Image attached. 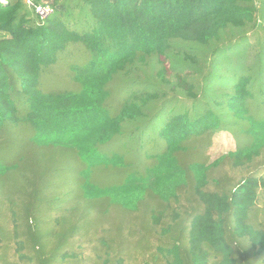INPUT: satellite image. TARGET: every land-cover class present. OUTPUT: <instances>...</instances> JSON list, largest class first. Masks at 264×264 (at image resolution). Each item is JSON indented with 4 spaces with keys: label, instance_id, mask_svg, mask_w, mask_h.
<instances>
[{
    "label": "trees",
    "instance_id": "1",
    "mask_svg": "<svg viewBox=\"0 0 264 264\" xmlns=\"http://www.w3.org/2000/svg\"><path fill=\"white\" fill-rule=\"evenodd\" d=\"M32 1H0V264H264V0Z\"/></svg>",
    "mask_w": 264,
    "mask_h": 264
},
{
    "label": "rangeland",
    "instance_id": "2",
    "mask_svg": "<svg viewBox=\"0 0 264 264\" xmlns=\"http://www.w3.org/2000/svg\"><path fill=\"white\" fill-rule=\"evenodd\" d=\"M234 148H235V141L234 139H232V136L227 132L226 133L221 132L217 134V136L214 139L211 156L212 158H215L223 153L229 152ZM65 189H66L65 187L63 188L55 187V188L45 189L44 191H41L43 193L40 196H38V201H39L38 213L34 221L35 225L34 227H32V229H37V232L41 233V239L43 241L45 237L49 236V232L53 231V228L56 227V224H58L61 219H62L60 223L61 227L63 223L68 221L67 219L64 222V219L66 217L65 216L66 208L69 207V203L73 199H71L70 196H65L61 194L62 192L65 191ZM1 204L2 201H0V239L6 240V243L11 244L13 240V234H12L13 225L11 222L12 216L11 214L4 215V213L2 212L4 210V205ZM258 205L260 206V204ZM110 214L111 213H109L106 216H101L99 218V221L101 223L109 224L110 222H112ZM92 219L93 218H90V220H88L89 223L92 221ZM21 220L26 221L25 218H22ZM69 221L73 225V223L76 222L77 220L75 216H70ZM72 227H69L67 231L70 232L72 230ZM19 228H24V227L20 226ZM93 232L95 234H93ZM96 233H97L96 229L95 230L88 229L87 231L88 239H90L91 236L96 235ZM73 240H76V238H74Z\"/></svg>",
    "mask_w": 264,
    "mask_h": 264
},
{
    "label": "built area",
    "instance_id": "3",
    "mask_svg": "<svg viewBox=\"0 0 264 264\" xmlns=\"http://www.w3.org/2000/svg\"><path fill=\"white\" fill-rule=\"evenodd\" d=\"M31 6H34L37 14L44 20L49 18L53 13L54 9L50 5L35 4L32 0H28Z\"/></svg>",
    "mask_w": 264,
    "mask_h": 264
},
{
    "label": "crops",
    "instance_id": "4",
    "mask_svg": "<svg viewBox=\"0 0 264 264\" xmlns=\"http://www.w3.org/2000/svg\"><path fill=\"white\" fill-rule=\"evenodd\" d=\"M1 2H3V3H5L6 2V0H0Z\"/></svg>",
    "mask_w": 264,
    "mask_h": 264
}]
</instances>
